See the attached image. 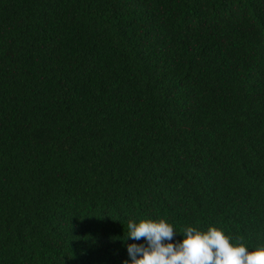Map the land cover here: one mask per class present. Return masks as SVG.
<instances>
[{"label": "trees", "instance_id": "16d2710c", "mask_svg": "<svg viewBox=\"0 0 264 264\" xmlns=\"http://www.w3.org/2000/svg\"><path fill=\"white\" fill-rule=\"evenodd\" d=\"M142 220L264 248V0H0V264Z\"/></svg>", "mask_w": 264, "mask_h": 264}, {"label": "clouds", "instance_id": "9594fccd", "mask_svg": "<svg viewBox=\"0 0 264 264\" xmlns=\"http://www.w3.org/2000/svg\"><path fill=\"white\" fill-rule=\"evenodd\" d=\"M127 227V237L146 241V246L128 245L132 264H264V248L249 251L243 244L233 245L230 238L215 227L205 232L186 227L179 243L168 242L177 233L164 220L129 221Z\"/></svg>", "mask_w": 264, "mask_h": 264}]
</instances>
